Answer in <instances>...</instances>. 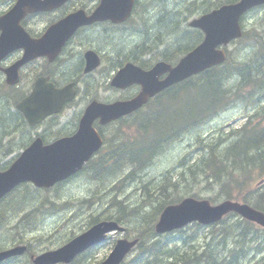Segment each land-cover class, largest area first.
I'll list each match as a JSON object with an SVG mask.
<instances>
[{"label":"rangeland","instance_id":"374dc122","mask_svg":"<svg viewBox=\"0 0 264 264\" xmlns=\"http://www.w3.org/2000/svg\"><path fill=\"white\" fill-rule=\"evenodd\" d=\"M185 1H187V3ZM190 1L191 3L196 2L195 4L197 5L201 2L200 0H175L173 4L169 6V9L174 15L177 13L182 14L180 11ZM211 1L214 3H209L208 9H210L211 6L222 3L224 0ZM153 2L154 4H159L158 0H153ZM12 3H14L13 0H0V12L8 9ZM150 6L151 5L147 7L144 6V8L140 9V15H137L139 23L135 27H123L118 29L116 31L117 33L113 30H106L105 33L97 30V32L90 31L83 35V39L85 40L82 39V41H84L82 46L85 45L84 48L87 46L92 48L95 47L103 54L102 63L104 65L102 69L92 74V79L96 77L99 78L101 82L107 83L104 86L107 87V89H101L98 96L99 99L116 100L129 93V91L124 92L123 90L108 88L111 87L108 86V84L110 78L113 77V72L116 70L114 66L118 64V61L136 59V57L138 58L141 54L123 56V54L115 52L113 43L117 44L121 41L119 49L127 50L130 44L139 37V26L143 22V18ZM204 9H195L194 14L197 15L204 11ZM44 17L45 15L35 16L31 21L32 26L34 25L36 28H42ZM49 17H51V15H46L47 19ZM184 19L185 18H182L181 20L183 24L185 22ZM25 22V26L28 28V19H26ZM182 23L180 22L181 26L183 25ZM245 24V29L250 30L248 37L228 46L229 50L232 51V57L235 59L238 55H240L238 56L239 58L245 59L251 52H249L247 42L252 36L256 37L257 35L258 39H264V6L247 15ZM183 28H185L184 25ZM121 33L127 36L124 38L120 37L118 40L117 35ZM115 34H117V37L115 36V38L110 40L109 38L113 37ZM73 41L74 46L79 42L78 38H75ZM89 42L91 43L88 45ZM78 59L79 57L75 55L71 57L69 63H74ZM25 70L26 73L23 82L18 87L6 88L0 82V92H2L6 98L10 99L9 103L11 106L0 107V143L3 149L2 152L0 151V166L3 167L7 165L13 156H16L23 147V144L27 143L32 135L37 133V126L32 128L26 126L27 129H32V132L28 129L25 133H22L18 118L12 114V109H14V106L11 104L12 101L14 103L15 97L20 93L27 92L28 86L31 87L32 84H29L32 76V66L30 65V67ZM137 90L138 89L135 88L132 93ZM84 94L88 95V98L91 99L97 96L98 91L89 87L83 89L81 95L76 98L75 104L64 112L65 116L62 117V120H57L55 122L57 127H59L57 131L69 132L73 129L76 122L75 118H77L84 105L80 104L84 103L81 97ZM240 94L241 93H238V96ZM249 96L252 98L250 101L245 99V97L243 98L245 100H235L231 105H228L229 107L227 109L216 113L212 117H207L203 124L192 127L188 130V133L182 135L178 140L169 143L167 147L158 153L153 164L146 167L144 171L136 172L139 176L135 180L132 179V176H125L128 171L125 168L123 171H119L121 173L117 176H111L107 172H103L99 179L88 172L80 174L75 176L72 180L64 181V183H60L49 190L38 188L31 183L20 186L2 201L0 213L5 220L0 225V246L4 245L9 240V244L15 243L16 247L23 245L27 246L28 244L29 247L27 246L25 250L27 253L23 252L21 257L16 259V262L12 264H20L22 260L25 262L32 261V255H37L46 250H54L66 244V241L69 239L84 232V230L89 228L90 224L93 223L95 218L101 219L105 218L107 215H111L115 209V206L111 204V200L114 196H116L117 200L120 198L123 200L126 199V204H130L128 205L129 207L132 206L135 208L142 200V195L145 194L142 188L143 183H147L148 181H157L160 183L164 175L171 174L170 180L176 185L169 187L170 189H167V193H163V196H161L162 193L159 192L160 186L158 187L157 183L153 185L152 189L146 191V193L149 191L154 195H158V201L166 197L167 194L168 197L173 194L172 197L183 198V196L195 195L196 193L200 197L212 198L213 202L219 203V201L226 198V195L220 190V184L218 182H215L210 177L208 178L207 174L202 172L204 167H202V161L200 160L206 155L205 149L207 144H215L218 142L220 149L225 148L237 137L235 136V134H238L237 131L234 133H232V131L238 130L246 122L248 117L252 118V120L260 118L259 116L264 112V87L251 91ZM1 100H4V98ZM1 100L0 104L2 105ZM127 121L132 122V120ZM131 122L126 124H130ZM119 125V123L114 122L112 125L110 124L109 126L103 127V133L108 136L113 135L116 130H119ZM122 132L123 128L120 129L118 134ZM172 132L174 133V131ZM24 137H27V139L21 141V138ZM10 146H12V149L13 147L16 148L5 152ZM116 151L118 152V150H114L112 153ZM93 165H95V162ZM135 176L136 175H133V177ZM119 178H121V184L117 182ZM261 179H264V175L255 177L249 187L251 191L238 194L239 196L237 199L242 200L245 196L247 200L253 204L257 202L264 203V185L258 186V182ZM161 183L165 186L167 184L165 182ZM88 199L89 201L94 200V202L87 203ZM165 200L166 198L164 201ZM160 202H163V200ZM160 202L142 204L144 205L143 209L147 210L151 208L150 211L154 208L157 209L160 206ZM53 204H55V206L52 207L51 205ZM23 211L24 214H22ZM153 217V215H150L149 220L151 218L153 219ZM238 218L239 216L232 215L228 218L227 222L236 223ZM113 219L118 220L125 228V232H113L105 243L93 248L89 253L92 256L91 259L88 255H83V258L81 256L77 264H88L89 261L90 264H94L101 261L109 254L118 238H125L126 236L134 239L139 237L141 240L144 224L141 226L137 217H125V219L122 220L113 217L112 220ZM156 222L153 226L154 228ZM9 224L10 226L14 224L17 226L10 228V226H8ZM222 225L223 223L212 226H197V224H191L186 226L183 233L177 232L173 236H170L174 239L173 248L175 255L174 257L169 256V258L165 259L166 263L183 264V258L181 257L183 254L186 255V253H190L191 255L197 256V254H202L203 251L210 252L217 241L221 242V240L225 239V245L222 242L219 248L221 251L219 255L221 256L222 254L220 260L221 264H264V229L262 227L258 225L259 232L250 233L249 236L252 238L253 235L257 233L260 234L256 239L249 240L250 237L246 238L244 253H242V255L239 254L237 257L232 256V258L230 257V251L236 245L237 238L226 234H220ZM254 229H256V227ZM156 234L159 235L157 232ZM190 235H193V237L189 238L188 236ZM223 245L226 248H224L225 251L221 250ZM5 248L6 246L0 247V252ZM240 251V249L236 250V252ZM136 252L137 250L134 251L130 257L134 256ZM230 261L232 262L230 263Z\"/></svg>","mask_w":264,"mask_h":264},{"label":"trees","instance_id":"16d2710c","mask_svg":"<svg viewBox=\"0 0 264 264\" xmlns=\"http://www.w3.org/2000/svg\"><path fill=\"white\" fill-rule=\"evenodd\" d=\"M174 1L158 0L159 4H151L143 18V22L139 26V37L130 44L127 50L119 49L121 41L117 44L113 43L115 52L121 53L123 56L130 54L134 56L140 53L141 55L138 58L131 59L136 62L147 55L154 56V58L159 55L169 61H177L180 56L196 46L203 38V34L201 31L192 27L189 28L186 25L188 15L194 12L195 9L203 8L207 5L206 3H211L212 1L200 0L199 5L190 1L180 11L182 14L176 12L177 14L175 15L169 9V6ZM234 1L227 0L225 2ZM185 2L187 3V1ZM182 18H185L184 24L181 21ZM180 22L185 28L180 25ZM249 32L250 30H247L244 33V38L248 37ZM116 35L109 39L112 40ZM117 36L119 40L120 37L124 38L127 35L121 33ZM256 39H258L257 35L256 37L252 36L248 40V48L249 52H251L245 59L239 58L238 56L240 55L236 59H230L229 57L232 53L230 51L224 64L202 71L201 74L192 76L157 95L146 106L144 111L138 112L137 117L134 118L137 126L135 135L127 137L121 135V139H118L119 134H115L113 141L110 140V142L112 141L111 146L110 143L107 146L108 148L110 147L109 151L101 154L102 158L99 164H95L89 169L91 175H95L98 179L103 172H107L111 176H117L121 173L119 171H123L126 168L128 171L125 176H132V179H137L139 174H136V172L144 171L146 167L153 164L158 153L167 147L169 143L178 140L182 135L188 133V130L192 127L203 124L207 117H212L216 113L227 109L228 105H231L239 98L240 95L238 96V93H241L243 88V94L247 97L251 91L264 87V39ZM122 62L124 61H118V64H122ZM145 62L149 61L142 60L140 64L147 66L148 64ZM12 114L22 124L19 116ZM256 124L258 123L244 124L239 130H235L234 132L238 131V134H235L237 137L225 148L220 149L218 142L207 144L206 155L204 154L205 157L200 160L202 161V167H204L202 172L207 174L208 178L210 177L220 184V190L225 193L227 199H237L238 194L251 191L249 187L252 180L257 176L264 175V125ZM114 150H118V152L112 153ZM226 153L228 156L225 155ZM231 157L232 159H230ZM234 158L237 159L234 160ZM239 160L241 161L239 162ZM133 175L136 176L133 177ZM170 179L171 174L162 177L161 182L167 183L166 186L157 181L143 183L142 188L145 194L142 195V200L135 208L129 207L128 205L130 204H126V199L120 198L117 200L116 196L112 198L111 204L115 206V209L111 215H107L105 218L112 219L117 217V219L122 220L125 217H137L140 225L144 224L136 254L123 264H167L165 259L169 258V256L174 257V239L170 236L177 232L173 231L164 235H157L153 226L158 220L161 210L167 204L176 202L180 198L172 197L173 194L168 197L167 194L166 197L161 199L163 202H160L161 200L158 201L157 199L158 195H154L149 191L146 193L147 190L152 189L153 185L157 183V186H160L159 192L163 196V193H167V189H170L169 187L176 185ZM195 195L199 196L196 193ZM165 198L166 200L164 201ZM243 200L248 201L245 196ZM151 201L153 203L160 202L159 208H154L151 211V208L144 210V205L142 204L152 203ZM88 202L91 203L94 200L89 201L88 199ZM51 206L53 207L55 204ZM256 206L264 210V203L257 202ZM150 215L154 217L149 220ZM228 217L221 221L223 225L220 234L237 238L236 245L230 252V257H237L239 254L242 255L244 253L246 238L250 237V233L259 232V230L255 224L240 217L236 223H228ZM99 220L101 219L95 218L93 221ZM255 227L256 229H254ZM184 231L185 229L179 232L183 233ZM258 236L260 234L257 233L253 235V238L250 237L249 240L256 239ZM188 237H193V235ZM224 241L225 239L221 240V242L217 241L210 252L203 251L202 254H197V256L190 253L183 254L181 256L183 264H221L222 254L221 256L219 255V252H221L219 248ZM224 245L221 247L222 251L226 249ZM238 249L242 252H236Z\"/></svg>","mask_w":264,"mask_h":264},{"label":"water","instance_id":"95a60500","mask_svg":"<svg viewBox=\"0 0 264 264\" xmlns=\"http://www.w3.org/2000/svg\"><path fill=\"white\" fill-rule=\"evenodd\" d=\"M64 1L66 0H45L38 7L56 6V4ZM263 3L264 0H240L234 4H225L219 9L212 10L211 13L199 17V19L191 21L190 25L201 28L205 32V38L200 45L181 58L175 67L167 62H159L151 70L141 69L133 63L123 67L113 83L117 86H127L133 82H138L143 86L142 91L129 101H120L108 105L96 103L91 109L88 108L81 123V131L73 139L65 141L66 147L61 145L50 147L49 150L39 153L30 152L12 170L5 173L3 178H0V197L11 190L15 184L25 179H32L37 185L51 186L55 181L75 173L77 169L83 166L89 156L98 150L101 144L100 137L91 127L94 118L101 116L102 122H108L121 115L131 113L147 102L148 97L167 88V86L186 79L190 75L200 73L202 70L213 67V65L225 62L226 49L218 46L226 45L233 39L242 36V26L239 23L241 15L247 9ZM25 14H27L26 0H19L8 14L0 17V29H3L4 38L17 46L29 47L25 59L21 60L18 66L31 58L29 38L19 24ZM69 28L70 24L53 30L49 42H61L63 35L69 32ZM36 47L41 48V46ZM88 64L87 71L94 69L97 62L92 61ZM166 71H169L168 76L164 80H160L159 77ZM17 80L18 74L15 72L13 76H10L9 81L14 83ZM48 92L50 93L49 90ZM28 157H35V161H27L24 166ZM231 211L264 226V212L254 209L248 203L225 200L218 205H212L209 200L186 197L179 204H172L162 212L156 228L159 232L171 231L196 220L208 224L219 221ZM117 226L114 221L102 222L100 226L92 228L90 232L84 235H79L65 246L38 256L35 260L36 264L70 261L79 251L102 241L105 234ZM123 242H125V246L121 245L120 249L118 245L113 254L125 256L123 248L130 250L136 244V242H130L126 239ZM16 251L18 250L12 252ZM116 263L117 260L114 259L105 261L103 264Z\"/></svg>","mask_w":264,"mask_h":264},{"label":"flooded vegetation","instance_id":"af4514ba","mask_svg":"<svg viewBox=\"0 0 264 264\" xmlns=\"http://www.w3.org/2000/svg\"><path fill=\"white\" fill-rule=\"evenodd\" d=\"M101 0H70L67 4L69 5L67 9L71 10H77L80 8H84L89 14L92 13L100 4ZM127 0H125V7L127 6ZM133 14L134 15H140V9L144 8L153 4V0H133ZM75 8V9H74ZM48 20H46L47 22ZM129 21V19H128ZM127 21V22H128ZM126 22V23H127ZM32 27L31 23H28V31H30L32 34H38L39 32L35 31V27ZM118 26L114 27L113 23L111 21L104 20L103 22H99L98 24L93 25L90 27H83L81 28V31L78 33V38L79 42H77V45H73L74 41L68 46L65 47L61 55H58V57L55 60H50L49 56L47 58H37L35 61L31 62L32 66V78H33V83L36 84V81L38 77H45L49 78L50 80L54 81L57 86H63L71 83H75V86L78 88L86 89L87 87L92 88L93 90H97L99 96V93L101 92V89H107V87H104L107 83H103L99 80V78H93L92 79V74L94 73H85L84 69L86 68V58H85V48L90 47L87 46L84 48L82 44H84V41L82 39L84 38L83 35L90 32L94 31L97 32V30H100V32L105 33L106 30H113L115 33L118 30ZM90 30V31H88ZM85 40V39H83ZM91 42L88 43V45ZM82 46V47H81ZM92 46V44H91ZM94 49L98 52L100 56V61L102 62L103 60V54L98 50V48ZM77 55L79 59L74 62V63H69V60L71 57ZM20 56V52H11L8 55H6L4 58L0 60V78L3 80L5 78V69L10 66L18 57ZM103 64V63H102ZM28 66V68L30 67ZM104 65V64H103ZM112 65V64H111ZM101 67V65H100ZM99 80V81H98ZM101 82V83H100ZM99 85V86H98ZM108 88H113V87H108ZM82 100L84 103V106L86 105L85 102H89L91 99L88 98V95L84 94L81 96ZM2 105L0 104V107H9L8 101L3 100L1 101ZM88 105V104H87ZM82 108V109H83ZM42 132H40L43 137L46 139H50V137L55 136L57 133V130H59V127H57L56 123H50V125L43 127ZM69 133V132H66ZM2 204V201H0V206ZM16 262L14 259L10 260H4L1 261L0 264H12ZM25 263V261H22ZM30 264H33L32 261H30Z\"/></svg>","mask_w":264,"mask_h":264},{"label":"bare ground","instance_id":"6f19581e","mask_svg":"<svg viewBox=\"0 0 264 264\" xmlns=\"http://www.w3.org/2000/svg\"><path fill=\"white\" fill-rule=\"evenodd\" d=\"M222 1V0H221ZM225 1H227V0H224V1H222V2H225ZM212 3V2H211ZM210 3V4H211ZM207 5H205L203 8H201V9H204V11H202L201 13H204L205 11H207V10H209L207 7H208V4L209 3H206ZM220 4H222V3H220ZM217 5H219V4H217ZM211 7H213V6H211ZM211 9V8H210ZM192 15H194V12H192L190 15H188V18H187V21H186V25L187 26H189V28L191 27V25H190V21H191V16ZM191 17V18H190ZM118 29H121V28H119V27H117ZM245 32H247V29L242 33L243 35L242 36H240V37H238L233 43H236V41L237 42H239V40L240 41H242L243 39H244V37H245ZM256 40H258V39H256ZM254 50V49H253ZM255 53V52H254ZM99 55V54H98ZM263 57V56H262ZM151 58V59H150ZM230 59H235V58H233L232 57V53L230 54V57H229ZM97 59V61H98V64H99V66L101 65V67L103 66V64H102V62L100 61V56L99 57H97L96 58ZM155 59H164L163 57H160L159 55L158 56H156V58H154V56H150V55H147V56H143L142 57V59H140L139 61H135V60H131L133 63H136V64H140V61H142V60H147V61H149V62H145L146 64H150V63H152V62H154V60ZM130 60H127V61H130ZM256 61V60H255ZM126 61H124V62H122V64H124ZM121 64V65H122ZM141 65V64H140ZM264 65V64H263ZM88 66V65H87ZM86 66V67H87ZM114 66V65H113ZM116 69H117V65L116 66H114ZM263 70V69H262ZM111 81H113V77H111L110 78V82H109V84H108V86H111ZM263 85V84H262ZM112 87V86H111ZM262 90V89H261ZM257 94V93H256ZM245 97V99H247V100H251L252 98L250 97V96H247L246 97V95L245 94H243V89H242V91H241V94H240V96H239V98H237L236 99V101H238V99L241 101V100H245V99H243ZM259 97V96H258ZM259 99H260V97H259ZM96 100H99V98H98V96H96V97H94V98H91V100L89 101V102H85V106H84V108H86L87 106H89V104H91V103H93V102H96ZM1 101H3V100H1ZM75 101H76V99H74V101H72V103L70 104V107H72V105H74L75 104ZM8 104H9V106H10V103H9V101H8ZM88 104V105H87ZM252 104H253V101H252ZM11 107V106H10ZM84 108L83 109H81L80 110V112L81 111H83L84 110ZM253 109H256V108H253ZM260 118L259 119H261L262 121L264 120V112H263V114L262 115H260L259 116ZM252 120V118H250V117H248V119L246 120V122L245 123H247V122H249V121H251ZM127 121V120H126ZM21 130H22V133H25L28 129H29V131L30 132H32V129H30V128H26V125L21 121ZM244 123V124H245ZM126 124V123H125ZM130 124H134V125H136L135 124V122H134V118L132 119V122L130 123ZM244 124L241 126V127H243L244 126ZM240 127V128H241ZM122 128V127H121ZM239 128V129H240ZM136 129V128H135ZM238 129V130H239ZM234 131L235 130H233L232 131V133H234ZM238 132V131H237ZM175 133V132H174ZM116 134V133H115ZM114 134V135H115ZM120 136L121 135H124V132H122L121 134H119ZM262 137V136H261ZM260 138V137H259ZM27 139V137H24V138H21V141H25ZM253 141H255V140H253ZM261 142V141H260ZM256 143V142H255ZM257 143H259L258 141H257ZM262 143V142H261ZM252 144V143H251ZM253 145V144H252ZM110 146H111V142H110ZM249 147V146H248ZM16 148V147H15ZM14 147H13V149H15ZM251 148V147H250ZM12 149V146H10L8 149H6L5 150V152H7V151H9V150H13ZM109 149H110V147L108 148V149H105L101 154H105V153H107L108 151H109ZM2 146L0 147V151L2 152ZM252 150V149H251ZM246 151V150H245ZM138 152V151H137ZM228 153H230V152H228ZM247 153V152H246ZM140 154V153H139ZM233 154V153H232ZM225 155H227V153L225 154ZM230 155V154H229ZM235 155V154H234ZM102 156V155H101ZM128 156V155H127ZM228 156V155H227ZM226 156V157H227ZM226 157H225V159H226ZM237 157V156H236ZM242 157V156H241ZM240 157V158H241ZM243 158V157H242ZM230 159H232V157L230 158ZM235 159H237V158H234V160ZM239 159V158H238ZM247 159H248V155H247ZM228 160V159H227ZM242 160V159H241ZM241 160H239V162L241 161ZM233 161V160H232ZM237 161V160H236ZM235 161V162H236ZM93 162H95L96 163V161H93ZM244 163V162H243ZM94 165H90V167H88L89 169L90 168H92ZM107 167V166H106ZM108 169V168H107ZM117 182H119L120 184L122 183L121 182V178H119V179H117ZM261 204H263L262 202H260ZM59 206V205H58ZM0 212H1V206H0ZM22 214H24V211L22 212ZM23 216V215H22ZM160 219H161V212H160V215H159V218H158V223L160 222ZM4 220H5V218L4 217H2V214L0 213V225L4 222ZM107 221H110V222H116L117 223V228H114L112 231H110V234L107 236V237H105L104 239H102V241H100V242H98V243H95V244H92L90 247H89V250H87V251H85V252H83L82 253V258H83V255H88L89 256V258L91 259V254H89L92 250H93V248H95V247H98V246H100V245H102L103 243H105V241L109 238V236L111 235V234H113V232H120L121 230H123L124 232H125V228L118 222V220H112V219H108V218H101V220H99V221H93V223H91L90 224V226H89V228H87L86 230H84V232H82V233H79L78 235H84V234H86V233H88V232H90V230L92 229V228H94V227H97V226H100V224L102 223V222H107ZM19 222V221H18ZM156 222V225H155V228H156V226H157V223ZM10 224H12V223H10ZM10 224L8 225V226H10ZM17 225H12V226H10V228H13V227H16ZM180 230H182V229H174L173 231H176V232H179ZM173 231H165V232H159L158 231V229L156 228V232L159 234V235H164V234H167V233H171V232H173ZM21 235V234H20ZM189 238H192V237H189ZM127 240V241H130V242H136V244L130 249V250H128V249H124L123 248V253H124V255L125 256H121V255H119V254H113V252H114V250H115V248L119 245V247L121 246V245H124L125 246V242H123V240ZM116 243L114 244V246H113V248L111 249V252L106 256V257H104L101 261H98V262H96V263H94V264H103L105 261H109V260H114V259H116L117 260V263L116 264H123L124 262H126V260H128V259H130V258H132L133 256H131L130 257V255L131 254H133V252L134 251H136L137 250V247H138V245H139V242H140V238L139 237H137V238H129V237H126L125 236V238H118L116 241H115ZM10 243V240L7 242V243H5L4 245H1L0 247H3V246H6V248L4 249V250H2L1 252H0V261L1 260H10V259H14V260H16V259H18L19 257H21V255L23 254V252H25V250H26V248H27V246H28V244H27V246H25V245H23V246H21L22 247V249L20 250V249H18L17 247H16V245H15V243H12V244H9ZM29 247V246H28ZM122 247V246H121ZM121 247H120V249H121ZM18 250V251H16V252H12V251H14V250ZM48 251V250H47ZM152 252V251H151ZM159 252V251H158ZM162 252V251H161ZM160 252V253H161ZM25 253H27V252H25ZM27 255V254H26ZM29 255V254H28ZM202 259V258H201ZM23 261V260H22ZM21 261V263L20 264H30V261H28V262H25V263H23ZM239 261V260H238ZM199 262V261H198ZM201 262V261H200ZM88 264H90V261H89V263ZM91 264H93V263H91Z\"/></svg>","mask_w":264,"mask_h":264}]
</instances>
